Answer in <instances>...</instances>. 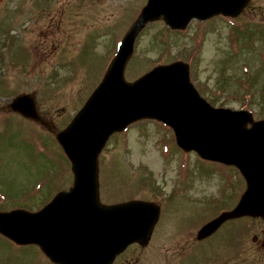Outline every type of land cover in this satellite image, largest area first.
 Instances as JSON below:
<instances>
[{
    "label": "rangeland",
    "instance_id": "rangeland-1",
    "mask_svg": "<svg viewBox=\"0 0 264 264\" xmlns=\"http://www.w3.org/2000/svg\"><path fill=\"white\" fill-rule=\"evenodd\" d=\"M145 2L0 0V212H36L49 196L71 189L74 178L55 136L102 82L115 45ZM8 24H14L12 30ZM235 24L233 33L235 28L228 25ZM183 31H169L162 18L144 27L125 64L123 81L131 84L155 67L188 60L193 64L191 82L213 106L250 111L248 128L264 119V66L258 60L260 56L264 62V0H248L232 19L191 20ZM23 93L34 97L41 123L8 112V101ZM167 131L152 121L133 122L110 134L97 155L102 205L131 199L158 209L148 241L130 246L115 264L124 258L130 264H264V251L252 242L254 237L258 244L264 239V216L248 220L232 213L245 181L232 167L177 155ZM35 183H45L44 189L30 190ZM181 186L187 187L183 196L173 195ZM222 206L226 209L218 214H225L219 224L224 228V248L199 254L190 248L179 256L172 242L175 221L210 217ZM0 264L52 263L34 246L9 248L0 238Z\"/></svg>",
    "mask_w": 264,
    "mask_h": 264
},
{
    "label": "water",
    "instance_id": "water-1",
    "mask_svg": "<svg viewBox=\"0 0 264 264\" xmlns=\"http://www.w3.org/2000/svg\"><path fill=\"white\" fill-rule=\"evenodd\" d=\"M246 0H147L140 17L124 37L106 76L59 142L72 162L73 188L58 195L40 212L0 213V233L18 244H37L61 264H109L127 245L143 241L157 215L145 203L113 207L98 204L96 156L109 134L130 122L152 118L169 126L177 145L201 157L235 166L247 183L234 213L264 216V121L250 129L246 112L214 109L189 83L187 68L172 64L152 70L133 84L123 70L133 41L148 21L163 17L168 26L183 28L196 18L217 13L234 16ZM9 108L38 121L30 95L13 99ZM216 222L202 234L215 229Z\"/></svg>",
    "mask_w": 264,
    "mask_h": 264
},
{
    "label": "flooded vegetation",
    "instance_id": "flooded-vegetation-1",
    "mask_svg": "<svg viewBox=\"0 0 264 264\" xmlns=\"http://www.w3.org/2000/svg\"><path fill=\"white\" fill-rule=\"evenodd\" d=\"M216 218L218 217H179L177 222L175 221L176 225L173 228L172 235V242L174 244V249L177 251V254L179 256L182 254L184 255L185 253H187L188 250H190V248L193 250L192 254L203 253V251L209 250L210 248L223 249L225 236L224 228L221 225L218 224L215 230L208 235L202 234V229L205 227V225L210 221L215 220ZM252 242L254 243L256 248H258V246H261L262 250L260 251H264V239L258 244L257 238L254 237ZM237 251L238 248L236 246V253ZM121 255L116 257L115 262ZM194 259L198 260L199 258H196L194 256ZM115 262H113V264H115ZM119 264L130 263H127L126 259L124 258V260Z\"/></svg>",
    "mask_w": 264,
    "mask_h": 264
}]
</instances>
